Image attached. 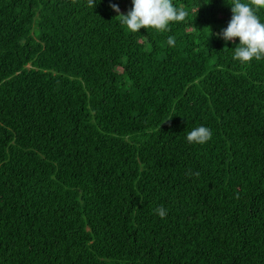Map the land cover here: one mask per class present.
Masks as SVG:
<instances>
[{"label": "trees", "instance_id": "obj_1", "mask_svg": "<svg viewBox=\"0 0 264 264\" xmlns=\"http://www.w3.org/2000/svg\"><path fill=\"white\" fill-rule=\"evenodd\" d=\"M173 4L0 0V264H264V57L216 35L232 0Z\"/></svg>", "mask_w": 264, "mask_h": 264}, {"label": "clouds", "instance_id": "obj_2", "mask_svg": "<svg viewBox=\"0 0 264 264\" xmlns=\"http://www.w3.org/2000/svg\"><path fill=\"white\" fill-rule=\"evenodd\" d=\"M88 6H95V0H87ZM133 7L127 15L120 14L121 23L126 25L131 32H139L141 28L156 29L159 31H170L169 23L172 21H184L188 13L183 7L177 8L173 0H132ZM253 6L264 7V0H250L243 3L241 0H232V18L226 29L216 35L223 40L235 42L239 38V45L235 48L233 59L241 62H249L253 58L260 60L264 57V23L254 12ZM110 7L117 13L120 9L116 4ZM167 43L175 46L176 39L169 36ZM212 137V131L201 125L192 129L188 135L189 143L204 144ZM186 175L199 177V172L192 173L189 170ZM161 219L166 217L167 210L161 205L154 209Z\"/></svg>", "mask_w": 264, "mask_h": 264}]
</instances>
